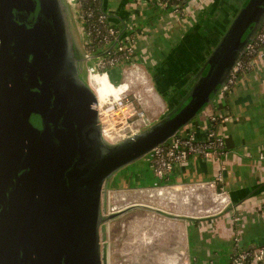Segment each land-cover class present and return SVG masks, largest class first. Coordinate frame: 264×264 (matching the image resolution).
I'll return each instance as SVG.
<instances>
[{
	"label": "water",
	"instance_id": "1",
	"mask_svg": "<svg viewBox=\"0 0 264 264\" xmlns=\"http://www.w3.org/2000/svg\"><path fill=\"white\" fill-rule=\"evenodd\" d=\"M75 15L70 0H0V264H106L104 225L144 206L108 214L111 180L214 103L264 0L231 16L161 118L117 142L104 137Z\"/></svg>",
	"mask_w": 264,
	"mask_h": 264
},
{
	"label": "crops",
	"instance_id": "2",
	"mask_svg": "<svg viewBox=\"0 0 264 264\" xmlns=\"http://www.w3.org/2000/svg\"><path fill=\"white\" fill-rule=\"evenodd\" d=\"M128 1L104 0L109 21L123 38L136 25L142 28L136 36L134 58L152 79L147 66L152 69L162 59L153 61L154 55L159 57L158 52L173 41L172 36L179 41L192 32L195 21L173 14L158 15L148 5L141 6L132 17ZM123 23L128 26L126 33ZM177 41L167 47L166 54ZM225 95L216 97L187 132L204 138L210 117L217 115L221 119L217 133L224 140L227 156H192L177 165L159 187L143 158L120 171L110 183L113 190L121 192L120 204L129 201L131 205L145 206L136 208L159 209L168 218L182 222L181 229L186 232V264H209L214 258L217 264H228L230 255L239 247L264 245V47L253 66L241 74ZM145 109L149 121L161 112L159 108ZM224 190L230 195L228 203L222 201ZM153 200L161 208L155 207ZM231 205L233 208L224 212ZM173 239L166 241L165 248H170Z\"/></svg>",
	"mask_w": 264,
	"mask_h": 264
},
{
	"label": "built area",
	"instance_id": "3",
	"mask_svg": "<svg viewBox=\"0 0 264 264\" xmlns=\"http://www.w3.org/2000/svg\"><path fill=\"white\" fill-rule=\"evenodd\" d=\"M76 8L79 19L82 22V32L89 61L94 62L95 74L109 76V69L116 65H126L122 68L123 81L119 85L112 83L113 88H120L117 96L106 95L99 99V112L104 126V137L111 142H117L125 137L138 132L149 124V117L144 109V102L139 90L134 93L135 87H145V90L153 94L152 88L147 84L150 79L144 68L135 61L136 36L142 29L136 25L128 36L123 38L112 22L109 21L108 10L104 0H94L93 5L89 0H70ZM215 0H129L137 7L143 5L155 10L158 15L173 14L186 20L196 16ZM86 4V5H85ZM137 13V12H136ZM155 14V15H156ZM187 23V22H186ZM126 25V24H125ZM126 28L128 26L126 25ZM125 30V29H124ZM127 29L124 31L126 33ZM129 33V31L127 32ZM264 47V21L256 32L253 40L246 44L245 52L234 66L227 82L219 91L218 97L225 93L238 81L239 73L247 71L255 63ZM88 61V62H89ZM109 78V77H108ZM98 96V94H97ZM132 96L136 99H133ZM211 124L204 138L197 137L193 131L178 133L161 146L151 151L145 159L148 161L159 187L162 181L175 169L177 165L185 162L192 156L218 157L227 156L225 143L218 135L215 125L221 120L217 115L210 117ZM222 201L230 202L227 191L222 193ZM121 204L107 207V213H113L123 209ZM235 245H239L236 242ZM209 264H217L211 260ZM228 264H264V245L252 248L239 247L229 257Z\"/></svg>",
	"mask_w": 264,
	"mask_h": 264
},
{
	"label": "rangeland",
	"instance_id": "4",
	"mask_svg": "<svg viewBox=\"0 0 264 264\" xmlns=\"http://www.w3.org/2000/svg\"><path fill=\"white\" fill-rule=\"evenodd\" d=\"M75 7V6H74ZM130 12L132 17L135 16L137 7L134 6L133 3H130ZM76 9V8H75ZM209 11L208 8L206 10H201L200 14L203 20L207 19V13ZM76 16V21L79 27V31L82 34V22ZM198 16V15H197ZM195 16L192 17V21H195ZM209 18V17H208ZM212 21H207L205 27L202 25L198 27V36L209 38L211 35V28L215 25V21L209 18ZM81 24V25H80ZM144 26V25H143ZM145 27V26H144ZM203 35V36H202ZM173 41H168V43L164 44L163 50L158 52V55L152 56L150 52L149 59L153 57L154 60H158V58H163L166 54L167 47H171L172 42H176L178 37L172 36ZM205 42V41H204ZM207 42V39H206ZM209 46V50L212 48V44L207 43ZM152 60V59H151ZM90 62V61H89ZM126 68V65L123 67L122 65H116L109 69V80L111 83L115 85H119L123 81L122 72L119 69ZM148 72L151 74L152 70L150 65L147 66ZM101 78L102 86L105 89H108L110 92L113 90L112 84L108 82L105 77ZM97 87L99 84L97 78L93 82ZM152 88V91L156 95V99L151 96V90H145V87H135L134 93L137 94L136 90H139V94L142 97L144 102V109L149 107L150 109H158L161 112H158L157 115H153L152 121L150 120L149 124L161 118L162 115L167 110V95H161L156 89L155 84L152 79L147 83ZM133 99H135L132 96ZM161 100V101H158ZM136 100V99H135ZM150 102V104H148ZM158 104L160 106H158ZM162 105V106H161ZM211 104L205 105L202 110H200L199 115L207 108H210ZM146 110V109H145ZM146 114L147 110H146ZM199 115L194 119L199 118ZM193 120V121H194ZM192 121V122H193ZM191 122V123H192ZM190 123V124H191ZM190 124L183 126L180 129L179 133H185L190 126ZM143 159V158H142ZM141 159V160H142ZM109 190L106 194V205L109 207L118 203V201L122 198L121 192L117 190H113L112 186H109ZM124 194V193H123ZM122 194V195H123ZM157 200V199H156ZM158 201V200H157ZM121 207H128L132 203L129 201H121ZM130 203V204H129ZM155 207L161 208L160 203L153 200ZM129 204V205H127ZM182 222L175 219H170L166 215L161 214L160 212L153 209L146 208H134L125 214L110 220L107 222L104 227V234L102 237V248L104 255L106 256V264H186L188 263V258L185 257L186 254V232L183 228L181 229ZM173 239L169 245L170 248H165V243L169 239ZM172 246V247H171ZM182 248V249H181ZM217 261L216 258H214ZM174 261V262H173Z\"/></svg>",
	"mask_w": 264,
	"mask_h": 264
},
{
	"label": "flooded vegetation",
	"instance_id": "5",
	"mask_svg": "<svg viewBox=\"0 0 264 264\" xmlns=\"http://www.w3.org/2000/svg\"><path fill=\"white\" fill-rule=\"evenodd\" d=\"M216 1L217 5L211 19L215 21V25L218 24L219 26L211 28V32H209L211 36L209 38L200 37L197 29H194L178 41L177 46L173 49L174 51L171 50L159 63L152 66V81L156 89L161 91L162 94L163 92L166 93L169 98L188 84L192 78L191 73L196 68V63L204 58L209 51L207 43L212 44L218 38V34L223 31L225 26L218 21L224 19L226 14L231 18V15H235L246 2V0ZM209 18L206 21H212Z\"/></svg>",
	"mask_w": 264,
	"mask_h": 264
},
{
	"label": "trees",
	"instance_id": "6",
	"mask_svg": "<svg viewBox=\"0 0 264 264\" xmlns=\"http://www.w3.org/2000/svg\"><path fill=\"white\" fill-rule=\"evenodd\" d=\"M216 1V0H215ZM214 1V2H215ZM248 0H246V2H247ZM217 2V1H216ZM216 2L215 3H212V4H210L207 8L209 9V11H206V13H207V18L208 17H210V18H212V13H213V11H214V9H215V7H216ZM245 2V3H246ZM95 2H94V0H89V4H87V5H93ZM244 3V4H245ZM86 5V4H85ZM225 14V13H224ZM229 14V13H228ZM225 17H224V19H221L220 21H218V22H221L225 27L223 28V31L222 32H218L219 34H218V36L219 35H221L222 33H224V31H225V29H226V27H227V24H228V22H230V17L229 16H227V14L226 15H224ZM232 16V15H231ZM234 16V15H233ZM194 19H195V24L193 25V27H192V30H194V29H197L198 30V27H200V26H204L205 27V24L207 23V21L206 20H203V18L201 17V14L199 13L198 14V16L196 15L195 17H194ZM205 23V24H204ZM214 26H216V27H218L219 25L218 24H216V25H214ZM191 32H189V33H187L186 35H188V34H190ZM180 41V40H179ZM177 43H178V41H177ZM177 43L175 44V45H173V47L167 52V54H165L166 56L168 55V53L171 51V50H173V49H175L174 47H176L177 46ZM174 51V50H173ZM165 56V57H166ZM244 71L242 70L240 73H239V75H238V78L241 76V74L243 73ZM107 79V78H106ZM108 80V79H107ZM108 82H109V80H108ZM109 84H110V82H109ZM158 92L161 94V95H166V93H164L163 92V94H162V92L161 91H159L158 90ZM226 94V93H225ZM224 94V96L223 97H227L226 95ZM169 99V98H168ZM215 127H216V130H217V124L215 125ZM262 187V186H261ZM261 187H259V188H261Z\"/></svg>",
	"mask_w": 264,
	"mask_h": 264
},
{
	"label": "bare ground",
	"instance_id": "7",
	"mask_svg": "<svg viewBox=\"0 0 264 264\" xmlns=\"http://www.w3.org/2000/svg\"><path fill=\"white\" fill-rule=\"evenodd\" d=\"M87 70H88V74L90 76V81H91V84L93 85L94 89L96 90L97 94H98V97L101 99L105 98L106 95H109V96H117L118 95V92L120 90V88L122 89V87H119V88H113V90L110 92L108 89H105L103 86H102V82H101V78L99 77H105L109 80V78L104 74V75H97L95 74V69H94V62L90 61L87 63ZM97 78L98 82L100 85H98L97 87L94 85V81L95 79ZM109 82L111 83V81L109 80ZM112 84V83H111ZM153 96L156 97L155 93L153 92Z\"/></svg>",
	"mask_w": 264,
	"mask_h": 264
}]
</instances>
